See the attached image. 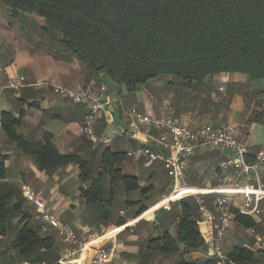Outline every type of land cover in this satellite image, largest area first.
<instances>
[{"label":"trees","instance_id":"obj_1","mask_svg":"<svg viewBox=\"0 0 264 264\" xmlns=\"http://www.w3.org/2000/svg\"><path fill=\"white\" fill-rule=\"evenodd\" d=\"M0 5L15 13L44 18L52 43L84 63L88 82L104 83L122 94L141 92L162 76L177 77L189 88L221 74L264 80V0H0ZM0 121L8 137L17 141L20 120L6 114ZM50 138L36 151L37 165L50 175L61 167L78 166L81 180L92 181L81 195L89 206L98 205L101 219L110 217L111 211H104L102 205L114 204L117 184L123 186L126 196L139 192L146 198L154 190L152 184L142 187L140 178L119 168L128 160L126 153L106 149L100 165L108 172L107 190L104 172L92 178L89 162L77 155H61ZM20 145L30 147L26 143ZM141 204L142 199L126 201L128 207L141 206L134 219L149 210ZM178 207L179 210L172 207L163 211L166 231L161 238L148 242V250L150 257L179 256L178 264H187L182 261L183 255L205 252L207 247L201 237L196 201L186 198L178 202ZM17 219L9 250L28 257L25 262L57 264L58 259L53 256L55 240L40 235L24 202L13 203L12 195L0 197V237H7ZM235 222L241 230L258 231L260 227L250 217L238 216ZM126 224L120 218L117 227ZM171 227L176 228L175 236L170 234ZM257 254L241 245L233 247L227 257L233 264H254ZM188 264L216 261L196 260Z\"/></svg>","mask_w":264,"mask_h":264},{"label":"crops","instance_id":"obj_2","mask_svg":"<svg viewBox=\"0 0 264 264\" xmlns=\"http://www.w3.org/2000/svg\"><path fill=\"white\" fill-rule=\"evenodd\" d=\"M52 38V33L46 30L44 18L23 12L15 13L8 7L0 5V119L2 115L7 114L20 120L16 127L19 138L17 141L11 140L0 126V197L12 195L13 203L23 201L25 204L27 201L24 199V189L31 188L36 194H42L46 198L51 211L63 223L72 226L78 236L92 237L106 245L111 255L109 264H160L158 260L160 256L150 257L148 242L161 238L166 231L164 220H162L164 212L160 207L162 199L158 202L152 201V206L147 205L149 210L137 219L133 216L125 218L124 212L120 211L119 218L126 220L127 224L117 227V223L109 222L110 217L108 220L101 219L97 211L98 205H96L95 213L92 212V219L83 216L84 207L80 206L78 194L88 205L81 191L87 190L92 181L81 180L78 166L71 164L61 167L50 175L41 170L36 163L34 158L36 151H39L49 137L58 152L64 156L84 157L90 145L96 149H110L113 144L119 146L123 144L122 141H125L127 148L122 153H126L129 147L138 146L134 141L122 137L116 138L108 147L96 146L86 138L82 127L87 116V106L75 103L69 95L70 92L80 90L88 82L86 67L76 57L65 54L57 43H52ZM19 82L22 83L21 87H11V84ZM107 88V116L97 125L99 135L111 133L112 127L106 123L107 121L126 125L128 124L127 113L137 111L125 107L123 98L126 94H122L109 85ZM175 103L169 111L163 109L157 112L154 107L147 104L145 111L137 112L156 116L170 114L172 116H167L173 118L188 116L198 125L212 124L222 127L234 123L239 127L238 138L248 147L252 155L264 149V80L251 81L242 74L217 75L192 86L189 95L176 100ZM20 143H26L30 147L23 148ZM32 148L35 150H31ZM225 156L222 150H208L190 159L186 185L190 188H201L189 186L192 181L197 180L191 175V165L194 160L215 157L218 167ZM127 161H132L133 164L148 170L152 169L144 166L143 159L128 158ZM155 166L157 173L145 177L153 184L158 180V185H165L161 177H154L155 174L159 175L161 169L165 171L164 168L161 165ZM260 175L264 183V168L260 170ZM141 176L134 177L140 178V185L143 187ZM212 177L214 184L202 186V188L218 186L215 173ZM167 183H170L169 179ZM74 189L78 194L72 198ZM212 199V196H207L205 199L209 207H212ZM141 205H144V199ZM29 207L34 209L36 219L41 222L37 210L30 204ZM140 207L131 208L137 211ZM237 217L233 219L225 241L230 230L243 232L248 239H245L242 245L258 253L254 264H264V251L258 249L257 241L250 235L248 229L241 230L237 227L235 222ZM252 219L260 226L258 231L263 236L264 214L260 219ZM89 221L98 226L101 233L93 234ZM133 221L135 223L130 225ZM42 225L43 235L51 236L55 240L57 247L53 256L59 259L65 244L56 229L44 223ZM113 229H117L118 233L109 235ZM171 229L172 227L169 231L173 235ZM223 248L227 256L225 242ZM13 252L16 261L10 264H22L27 261H20L18 252L15 250ZM204 255V251L188 253L182 256V261L188 264L196 260H207ZM175 259H177L176 263L174 260L171 264L180 262L179 256H175ZM90 260L91 252L84 253L73 264H90ZM228 264L233 263L228 259Z\"/></svg>","mask_w":264,"mask_h":264},{"label":"built area","instance_id":"obj_3","mask_svg":"<svg viewBox=\"0 0 264 264\" xmlns=\"http://www.w3.org/2000/svg\"><path fill=\"white\" fill-rule=\"evenodd\" d=\"M21 86V82L11 84L12 88ZM69 95L75 103L87 106L82 132L91 143L108 147L118 137L128 138L138 145L126 151L129 159H143L146 168L153 169L155 165L164 168L170 186L169 194L164 195L160 202L163 211H169L175 203L186 198L196 201L201 216V237L207 247L205 259H214L216 264H228L223 247L233 219L237 216L260 219L264 214V183L260 175V170L264 168V149L252 155L238 138L239 127L234 123L222 127L198 125L188 116L173 118L137 111L127 113L126 125L107 121L112 127L111 133L99 135L97 125L107 116L106 84L89 81ZM208 150H222L226 154L215 170L218 186L188 187L186 177L190 159ZM191 189L194 191L188 193ZM207 196L213 197L212 207L205 200ZM24 197L37 210L42 223L56 229L62 238L65 248L58 259L59 264H73L82 254L89 252L90 264H109L111 255L106 245L92 237H79L72 226L63 223L51 211L42 194L25 188ZM248 232L256 239L258 249L264 251V235H260L255 228L248 229Z\"/></svg>","mask_w":264,"mask_h":264},{"label":"rangeland","instance_id":"obj_4","mask_svg":"<svg viewBox=\"0 0 264 264\" xmlns=\"http://www.w3.org/2000/svg\"><path fill=\"white\" fill-rule=\"evenodd\" d=\"M189 92H190V88L187 87V85H185L181 79L174 77V76H162L157 81L147 85V87H145L143 91L135 93V94H126V96L123 98V101L127 109L131 108L132 110L143 112L147 109L146 105L148 104L154 107L157 112H159L160 110L163 111V109H168L169 111L170 109H172L173 106H175L176 100L184 97L185 95H189ZM183 93H185V95H182ZM167 115H170V114H167ZM167 115H162V116H167ZM122 143L123 144L119 146L117 144H113L112 146H110L111 147L110 149L113 152H123L126 150L127 144L125 141H122ZM105 149L106 148L96 149L93 147V145L92 146L90 145L89 147H87L86 152L88 153L92 152V153L91 154L87 153V155L81 158L89 162V170H90L91 176L97 177L101 172H104L103 173L104 187L108 190L109 182H110L107 176L108 172L104 171V169L101 168V165H100L101 155ZM214 158L215 157H211L210 159H207V160H205L204 158H198L193 161L191 165V175L195 180L196 179L197 180L194 182L192 181V183L189 186L202 188V186H212V184H214L213 182L214 180L212 176H214L215 170L217 168V162H216V159ZM119 168L122 169V171L125 174H129L132 176L142 175L141 182H143V187H147L153 184L150 181H148L147 177L145 176H149L153 173H157L156 166L153 169L148 170V169H145L144 167L133 164L132 161L124 162L122 165L119 166ZM130 169H131V172H130ZM154 177L155 178L161 177V180L163 181V183H165V185L163 184L158 185V180H156L155 183L153 184L154 190L146 198L141 197L139 192L126 196V194L124 193L123 186L121 184H117L115 186L116 200L114 204L111 207H109L106 203L102 205L104 211H106L107 209L111 211L109 222H113L116 224L117 221L120 219L119 218L120 211L124 212L125 218H130L134 215V213L136 212V209H132L131 207H128V205H126V201L128 199L132 201H136L141 198V199H144V205L149 206L151 205L152 201L158 202L159 200L163 198V195L169 194L170 185L169 183H167L168 178L165 174V171L161 169V172L159 173V175L155 174ZM75 194H78L76 193V189H74L72 192V198H74ZM78 195L80 199V206L84 207L83 216H85L86 218L89 217L92 219L93 218L92 212L95 213L97 206L93 205L90 207L86 205L84 200L80 197V194ZM25 205H27L26 209L33 215V221H32L33 224L36 225L38 228H40L39 233L40 235L44 236L42 232L43 225L38 219H36L37 215L34 209L29 207V203L27 202H25ZM174 207H175V210H179L178 202L174 204L173 208ZM17 221L18 220H15L12 228L8 231V236L5 239H3V237H0V264H10L16 261V258L14 256L15 254L13 250H9L8 245L15 237ZM89 224H91V229H92L93 234L101 233L99 231L98 226L94 225L93 222L89 221ZM105 224L107 225V223ZM6 225L8 226V222H6ZM171 230H172V234L175 236L176 228L172 227ZM243 234L244 233L243 232L241 233V231L239 232L237 230L236 231L230 230L229 236L227 240L225 241V249L227 253L229 252L230 249L232 250L234 246L236 245L241 246L242 244H244V242L246 241L245 239H248V238L245 236V234L244 235ZM58 245L59 247H61L60 243H58ZM27 258L28 257H23V259H21V256H19L18 259L22 261V260H26ZM158 260L160 264H171V262H173L174 260H175V263L177 261L175 257H169V258L163 257L162 258V256L158 257Z\"/></svg>","mask_w":264,"mask_h":264},{"label":"bare ground","instance_id":"obj_5","mask_svg":"<svg viewBox=\"0 0 264 264\" xmlns=\"http://www.w3.org/2000/svg\"><path fill=\"white\" fill-rule=\"evenodd\" d=\"M193 191H194V189L188 190V193H192ZM181 194H183V193H181ZM178 196H181V195L179 194ZM160 204H161V203H160ZM134 223H135V221L131 222L130 225H133ZM117 233H118V230H117V229H113V230L109 233V235H115V234H117Z\"/></svg>","mask_w":264,"mask_h":264}]
</instances>
